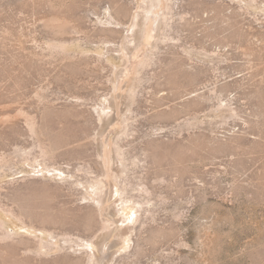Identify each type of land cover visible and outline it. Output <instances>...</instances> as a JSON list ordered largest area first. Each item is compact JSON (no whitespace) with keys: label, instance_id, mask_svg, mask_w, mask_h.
I'll list each match as a JSON object with an SVG mask.
<instances>
[{"label":"rangeland","instance_id":"1","mask_svg":"<svg viewBox=\"0 0 264 264\" xmlns=\"http://www.w3.org/2000/svg\"><path fill=\"white\" fill-rule=\"evenodd\" d=\"M0 264H264V0H0Z\"/></svg>","mask_w":264,"mask_h":264},{"label":"bare ground","instance_id":"2","mask_svg":"<svg viewBox=\"0 0 264 264\" xmlns=\"http://www.w3.org/2000/svg\"><path fill=\"white\" fill-rule=\"evenodd\" d=\"M152 17V16H151ZM151 18L150 17H148V21L150 20ZM150 23V22H149ZM108 224V223H107ZM104 251H106V250H104ZM97 261V260H96ZM101 262V261H100Z\"/></svg>","mask_w":264,"mask_h":264}]
</instances>
